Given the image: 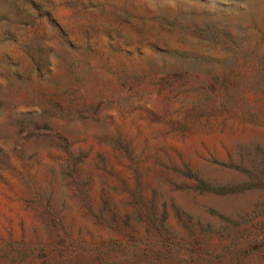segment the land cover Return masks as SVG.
I'll list each match as a JSON object with an SVG mask.
<instances>
[{"label":"rangeland","instance_id":"374dc122","mask_svg":"<svg viewBox=\"0 0 264 264\" xmlns=\"http://www.w3.org/2000/svg\"><path fill=\"white\" fill-rule=\"evenodd\" d=\"M0 264H264V0H0Z\"/></svg>","mask_w":264,"mask_h":264}]
</instances>
